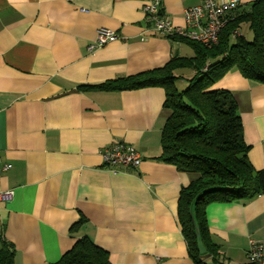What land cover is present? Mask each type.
I'll use <instances>...</instances> for the list:
<instances>
[{"label":"crops","instance_id":"1","mask_svg":"<svg viewBox=\"0 0 264 264\" xmlns=\"http://www.w3.org/2000/svg\"><path fill=\"white\" fill-rule=\"evenodd\" d=\"M144 2L0 0V190L14 191L0 201V247L2 239L13 245L15 264L56 262L83 237L111 264H195L178 201L196 175L157 158L171 114L164 88L84 87L195 55L151 29ZM201 2L161 0V12L185 25L184 10ZM102 27L117 38L90 49ZM213 88L234 95L248 158L264 171V84L232 70ZM117 142L138 150V167L104 162ZM207 220L221 251L213 262L248 264L249 239L264 244V193L211 203Z\"/></svg>","mask_w":264,"mask_h":264},{"label":"trees","instance_id":"2","mask_svg":"<svg viewBox=\"0 0 264 264\" xmlns=\"http://www.w3.org/2000/svg\"><path fill=\"white\" fill-rule=\"evenodd\" d=\"M241 6V5H240ZM238 7L219 35L218 43L207 46L178 36L195 51L192 57L173 55L163 67L130 76H119L99 84L84 86L99 90L138 89L160 86L165 90L164 106L171 111L161 134L159 160L171 163L182 173L196 177L182 187L178 219L195 264L217 261L220 245L212 239L207 207L214 202L247 200L264 193V171L254 169L248 158L243 121L231 91L215 89V83L232 70L253 82L264 84V0ZM247 26L248 40L241 33ZM191 72L186 77L183 70ZM187 80L179 89L178 83ZM84 219L77 222L78 226ZM199 228L205 252L197 246ZM0 264H15L13 245L1 240ZM50 264H111L107 250L88 237L80 238L58 261Z\"/></svg>","mask_w":264,"mask_h":264},{"label":"built area","instance_id":"3","mask_svg":"<svg viewBox=\"0 0 264 264\" xmlns=\"http://www.w3.org/2000/svg\"><path fill=\"white\" fill-rule=\"evenodd\" d=\"M241 0H202L184 10L185 25H176L161 12V0H145L143 11L151 29L163 36H178L212 46L219 41V35L233 12L240 6ZM235 34L241 35L239 31ZM117 33L109 28H99L96 39L90 49L102 46L117 38ZM103 160L108 165H124L138 167L143 158L138 150L127 143L117 142L102 153ZM5 166L4 169H7ZM13 190H0V201L10 200ZM248 264H264V244L256 239H249L247 250Z\"/></svg>","mask_w":264,"mask_h":264},{"label":"rangeland","instance_id":"4","mask_svg":"<svg viewBox=\"0 0 264 264\" xmlns=\"http://www.w3.org/2000/svg\"><path fill=\"white\" fill-rule=\"evenodd\" d=\"M241 34H243L248 40H252L253 39V33L251 30H249V28L245 25L241 28ZM186 47H188V51H185L183 54L185 55H192L193 54V50L192 48H190L187 44H185ZM186 71V77H190V75H188V72H190L189 70H185ZM183 71V72H185ZM187 80H182L178 83V88L182 89L185 88L187 86Z\"/></svg>","mask_w":264,"mask_h":264},{"label":"water","instance_id":"5","mask_svg":"<svg viewBox=\"0 0 264 264\" xmlns=\"http://www.w3.org/2000/svg\"><path fill=\"white\" fill-rule=\"evenodd\" d=\"M196 237H197V246H198V249L201 253H204L205 252V246L203 244V240H202V237H201V234H200V231H199V228L196 227Z\"/></svg>","mask_w":264,"mask_h":264}]
</instances>
